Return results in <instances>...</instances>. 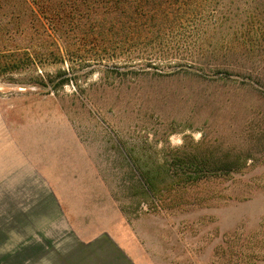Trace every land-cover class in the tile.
Here are the masks:
<instances>
[{
  "label": "rangeland",
  "instance_id": "1",
  "mask_svg": "<svg viewBox=\"0 0 264 264\" xmlns=\"http://www.w3.org/2000/svg\"><path fill=\"white\" fill-rule=\"evenodd\" d=\"M219 1L192 67L64 59L0 77V104L71 116L145 264H264V0Z\"/></svg>",
  "mask_w": 264,
  "mask_h": 264
},
{
  "label": "crops",
  "instance_id": "2",
  "mask_svg": "<svg viewBox=\"0 0 264 264\" xmlns=\"http://www.w3.org/2000/svg\"><path fill=\"white\" fill-rule=\"evenodd\" d=\"M50 101L0 104V264H145L91 145Z\"/></svg>",
  "mask_w": 264,
  "mask_h": 264
},
{
  "label": "trees",
  "instance_id": "3",
  "mask_svg": "<svg viewBox=\"0 0 264 264\" xmlns=\"http://www.w3.org/2000/svg\"><path fill=\"white\" fill-rule=\"evenodd\" d=\"M220 11L219 0H0V77L64 59L106 63L113 72L157 71L169 60L192 67Z\"/></svg>",
  "mask_w": 264,
  "mask_h": 264
}]
</instances>
